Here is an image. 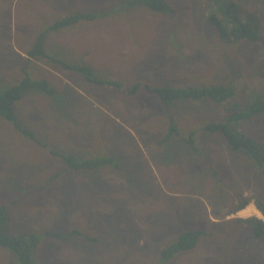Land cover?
I'll return each instance as SVG.
<instances>
[{"label":"rangeland","instance_id":"obj_1","mask_svg":"<svg viewBox=\"0 0 264 264\" xmlns=\"http://www.w3.org/2000/svg\"><path fill=\"white\" fill-rule=\"evenodd\" d=\"M72 1L0 0V91L26 73L69 95L64 108L31 89L15 102L18 122L33 137L0 116V207L7 233L38 237L34 264H264V245L249 236L248 225L210 222L235 202L264 197V168L230 150L221 135L201 132L209 121H226L233 103L264 100V0H233L243 7V20L258 18L259 30L257 41L235 42L208 22L214 0H165L169 12L128 6L130 0ZM75 9L104 14L48 30ZM44 31L48 55L83 61L96 76L122 86L91 83L47 57H28ZM135 83L230 84L235 93L225 104L203 99L169 109L181 139L167 144L168 114L145 89L124 93ZM238 127L264 146V112ZM192 131L191 150L184 140ZM180 143L190 153L181 154ZM111 151L119 167L104 165L83 184L89 173L71 171L53 154L91 158ZM196 229L203 233L193 249L163 260L162 249ZM221 241L227 250L247 253L219 257L226 250ZM0 264L20 263L0 248Z\"/></svg>","mask_w":264,"mask_h":264},{"label":"trees","instance_id":"obj_2","mask_svg":"<svg viewBox=\"0 0 264 264\" xmlns=\"http://www.w3.org/2000/svg\"><path fill=\"white\" fill-rule=\"evenodd\" d=\"M128 6L142 5L158 12H169L170 7L165 0H130L127 2ZM214 7V8H213ZM213 10L208 15V22L215 28L219 36L230 42L248 40L257 41L259 39L258 30V18L253 14L249 20H243L242 9L243 7L233 0H214ZM104 13L94 11H74L70 14H64L54 21L48 30L62 29L78 23L81 20H93L101 17ZM45 31L37 36L33 47L28 50L27 54L30 57H47L53 62L58 63L63 69L76 71L81 74L85 80L91 83L100 85L122 86L117 81L102 79L96 76L94 69L86 64H70L62 59L52 57L45 53L43 49ZM145 89L148 93L156 95L159 101L162 103L165 113L168 114L169 124L168 129L164 134V141L167 144H174L181 139L177 130L176 124L173 118L169 114V109L175 107L178 109L180 106H190L191 102L200 100H211L217 103H227L234 96V88L230 84H211L206 86H194L186 85L183 87L173 85L152 86L150 84L135 83L131 87L123 89L127 95L135 94L139 89ZM41 89L49 96H53L54 89L48 85L44 79H32L26 73L24 77L17 83L8 88L0 91V116L12 123V125L21 133L33 137V134L28 130L21 127V124L17 120V116L14 110V104L16 101L22 98L27 90ZM181 100H189L187 102H180ZM193 100V101H192ZM242 102H235L230 105L228 110V116L226 121H209L202 129L208 135L215 134L221 135L225 140L227 147L232 151H237L248 155L251 160L249 161L256 168H264V146L257 142L253 137L246 134L238 126L239 123L250 122L253 117L264 112V100L256 98L254 100ZM167 116V115H166ZM198 132V131H197ZM202 140H204L202 133ZM194 135L195 131H192L187 140H184L188 144V147L192 150L194 148ZM186 147L185 151L190 153V149ZM195 149V148H194ZM181 154H185V151L181 148ZM170 152V149L168 153ZM54 155L59 156L72 170H96L104 165H112L113 167H119L117 163V152L113 151L111 155L91 158H77L71 154H63L53 152ZM247 159V158H246ZM249 160V159H247ZM126 159H123V165ZM225 175H223L224 177ZM222 178L219 179V181ZM248 199H242L235 210L242 209L248 204ZM254 204L260 213L264 216V201L262 198H255ZM241 222H245L250 228L249 236L257 241H260L264 245V221L256 216L239 219ZM7 215L3 207H0V247L15 254L20 264H34L32 254L34 248L38 242V237L32 233H20L18 235H11L6 231ZM201 230H189L182 233L176 242L167 246L161 250V257L163 260H167L177 252H184L191 250L196 245ZM50 234L57 237L65 238L66 234L57 232H51Z\"/></svg>","mask_w":264,"mask_h":264},{"label":"crops","instance_id":"obj_3","mask_svg":"<svg viewBox=\"0 0 264 264\" xmlns=\"http://www.w3.org/2000/svg\"><path fill=\"white\" fill-rule=\"evenodd\" d=\"M72 1V0H71ZM73 2V1H72ZM76 10H84V9H75V10H68V11H66L65 13H63L62 15H64V14H70L71 12H73V11H76ZM97 19V18H96ZM93 20H95V19H93ZM81 21H83V20H81ZM80 22V21H79ZM78 22V23H79ZM77 24V23H76ZM76 24H74V25H76ZM74 25H71V26H74ZM68 27H70V26H68ZM65 28H67V27H65ZM63 29V28H62ZM43 49H44V47H43ZM44 51H45V49H44ZM28 52V51H27ZM45 53H46V51H45ZM47 54V53H46ZM28 55V54H27ZM28 57H30L29 55H28ZM58 59H62V60H64V61H66V62H68V63H70V64H86V65H88L87 63H85V62H83V61H81V62H77V61H74V60H72V61H70V60H68V59H66V58H58ZM92 67V66H91ZM67 70V69H66ZM70 71H72V70H70ZM73 72H76V71H73ZM85 79V78H84ZM87 81V80H86ZM49 85V84H48ZM50 86V85H49ZM50 87H52V86H50ZM53 88V87H52ZM54 89V94H53V96L51 97V96H49V94H47L46 92H44L43 90H39V89H36L37 91H40V92H42V93H44L47 97H48V99L50 100V104H52V106H56V107H59V108H62V105H63V108H64V106L66 105V100L64 99L65 97H69V95H68V93L67 92H65V91H59L58 89H56V88H53ZM32 90V89H31ZM28 91V90H27ZM25 94V93H24ZM57 100H61L60 101V103H58L57 102ZM67 106V105H66ZM15 109V108H14ZM111 153H113V151H111ZM110 153V154H111ZM248 162H249V160H248ZM250 163V162H249ZM101 169H104V168H98V169H96V170H92V171H85V170H71V171H76V172H82V173H85V172H88L89 173V177H88V180L87 181H79L78 183H80V184H83V183H87V182H90L93 178H95V176L97 175V173H98V171L99 170H101ZM255 198H262V200L264 201V197H246V199H248L249 201H248V204L246 205V207H244L243 209H237V210H235V207L238 205L237 204V202H235V204L232 206V208H226V209H224V210H222L221 211V213H222V215L221 216H217L216 217V219L215 218H212V221H214V222H212V221H210L211 223H223V222H226V223H229V222H233V223H236L238 226H242V227H245L247 224H245V222H241V221H239V219L241 218V219H244V218H247V217H251V216H256V217H258V218H260V219H262L263 221H264V216L260 213V211L256 208V206H255V204H253L254 203V199ZM252 200V201H251ZM250 206H252L253 208H249V211L250 212H248L249 214H243L242 212L244 211V212H247V210H246V208H248V207H250ZM216 221V222H215ZM249 234V233H248ZM222 243H223V241H221ZM228 245L227 244H225V243H223V249H226V250H224V251H220L219 253H220V255H219V257H222V258H228V257H231V256H234V254H236V253H240V254H245V253H247V250L246 249H241V250H239L238 252H232V251H230V250H227V247ZM1 248V247H0ZM1 249H3V248H1ZM5 252H6V254L8 255V253H11L10 251H8V250H5V249H3Z\"/></svg>","mask_w":264,"mask_h":264},{"label":"bare ground","instance_id":"obj_4","mask_svg":"<svg viewBox=\"0 0 264 264\" xmlns=\"http://www.w3.org/2000/svg\"><path fill=\"white\" fill-rule=\"evenodd\" d=\"M249 208H253V207H252V206H250V207L246 208V210L248 211V210H249Z\"/></svg>","mask_w":264,"mask_h":264}]
</instances>
